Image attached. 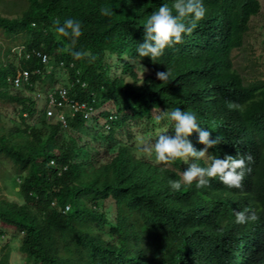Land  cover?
Wrapping results in <instances>:
<instances>
[{
    "label": "trees",
    "instance_id": "trees-1",
    "mask_svg": "<svg viewBox=\"0 0 264 264\" xmlns=\"http://www.w3.org/2000/svg\"><path fill=\"white\" fill-rule=\"evenodd\" d=\"M165 2L173 0H0L18 7L0 9L4 48L11 52L14 43L49 57L45 65L33 52L20 60L11 52L6 63L0 54V176L19 178L22 197L11 201L0 192V226L16 230L24 264H264V78L246 77L233 58L261 2L203 0L205 17L153 62L136 48L143 23ZM102 7L112 15H101ZM69 17L82 25L75 44L52 23ZM76 50L95 59H75ZM51 60L68 70L69 96L96 109L93 127L67 109L64 126L39 113L34 96L11 92L13 76L25 68L30 75L23 87L33 93ZM167 69L168 80L160 81L156 73ZM108 102L114 111L100 110ZM8 106L16 110V126L4 125L12 124L2 115ZM176 107L194 112L210 138H221L204 158L188 163L250 157L240 188L216 177L207 188L193 182L172 191L169 180L180 179L188 164L138 153L159 134H173L166 113ZM189 139L204 148L198 133ZM243 210L257 218L235 223V211ZM10 252L9 243L0 246V264H10Z\"/></svg>",
    "mask_w": 264,
    "mask_h": 264
},
{
    "label": "clouds",
    "instance_id": "clouds-1",
    "mask_svg": "<svg viewBox=\"0 0 264 264\" xmlns=\"http://www.w3.org/2000/svg\"><path fill=\"white\" fill-rule=\"evenodd\" d=\"M101 15L111 16L112 8L102 7ZM207 13V8L203 0H173L171 6L168 3H162L157 10L143 23V41L139 42L136 52L143 57H149L153 62L163 54L167 47L180 43L182 34L188 35L196 27V23L203 19ZM55 25V32L64 36L71 37V43L75 44L76 38L82 34L81 22L74 18H66L63 24L59 20L52 21ZM71 55L75 59L88 57L89 62L95 59V56L88 51H71ZM160 81H167L170 71H159L156 73ZM230 109L239 108L236 103H229ZM167 118L174 122L172 133L163 132L158 135L156 142L149 152L155 153V159L158 162L172 161L180 158L188 164L180 176V179H170L169 188L172 191H179L181 186H190L195 182V187L207 188L211 184L210 178H219L228 188H240L241 181L244 176L245 160L250 157H234L225 154L223 158L210 156L205 160L206 166L198 163H188L189 158L199 161L206 156L208 148L215 147L221 142V138L217 135L210 138V132L206 128H202L197 120V116L191 111H181L178 107L173 108L166 113ZM160 117H157L159 121ZM198 133V142L204 145V148L197 150L190 141V135ZM210 161V162H209ZM71 208L65 206L64 212H70ZM257 217L248 210L235 211V223L245 224Z\"/></svg>",
    "mask_w": 264,
    "mask_h": 264
},
{
    "label": "rangeland",
    "instance_id": "rangeland-1",
    "mask_svg": "<svg viewBox=\"0 0 264 264\" xmlns=\"http://www.w3.org/2000/svg\"><path fill=\"white\" fill-rule=\"evenodd\" d=\"M261 8L257 15L253 16L251 23H250V30L248 31L244 45L239 49L235 50L233 53L234 58V65L241 71L246 77H261L264 78V0H260ZM21 0H18L19 5ZM18 8V7H13ZM13 8L7 7V5L3 6L0 5V9H5L7 11L12 10ZM1 12V10H0ZM10 15V12L7 13ZM5 41L0 35V54L3 58V61L7 63L5 59L7 55H9L10 48L5 47ZM14 46V43H11ZM5 51V52H3ZM12 54V53H11ZM10 56V55H9ZM45 80L41 82V84L37 85L34 89V92H30L24 87L20 88L19 91L24 95L34 96L37 99V106L38 112H42L44 110L45 105V97L48 93L52 92L53 90L57 89L58 87L68 86L69 81V73L66 68L61 66H56L55 62L51 60V63L45 68ZM147 70H142L139 73V76H144ZM17 91L11 87V92ZM36 93V94H35ZM39 93V96H37ZM107 109L109 111H114V108L111 103H106L101 105L100 110ZM15 112L16 110L12 106H8L3 110L4 121L6 123L12 124H4L5 126H12L17 125L18 122L15 120ZM96 116V114L94 115ZM9 120V121H8ZM88 126H94L95 122L94 117L92 116L91 119L87 120ZM134 124V123H133ZM136 135L138 137L142 136V133L134 127ZM95 131L92 129L89 131L90 134H93ZM148 147L143 148L141 150H137L138 153L146 154L147 157L153 158L155 155L154 151L149 152L147 151ZM8 168V167H7ZM3 170V168H2ZM19 184L20 179L17 177H12L9 174L0 176V192L5 195L9 200L21 202V194L19 192ZM106 210L108 211V215L112 218L114 216L113 205L110 202H107ZM0 230H2V234L0 235V246L9 243L11 247V252L9 256L10 264H24L23 255L18 252V244H19V236L16 235V230L8 227V226H0Z\"/></svg>",
    "mask_w": 264,
    "mask_h": 264
},
{
    "label": "built area",
    "instance_id": "built-area-1",
    "mask_svg": "<svg viewBox=\"0 0 264 264\" xmlns=\"http://www.w3.org/2000/svg\"><path fill=\"white\" fill-rule=\"evenodd\" d=\"M11 52L15 53L16 59L20 60L22 58L29 59L32 56V52L40 58V61L47 65L49 63L48 54L42 53L40 51L33 50L32 52L28 51L24 45H17L11 48ZM59 66L64 67L62 61L59 62ZM36 73H40V69L36 68ZM30 72L28 69L20 68L17 73L13 76L11 87L14 89H20L26 83H28ZM84 83H82V86ZM68 88L66 86L58 87L52 92L48 93L45 97L44 112L48 118H54L59 120L64 126L67 124V115L64 110L67 109L70 111V116L73 117L78 113H81L82 116L87 120L91 119L93 114L96 112V109L87 101H76L74 98H71L68 94ZM39 96V93H37ZM51 164H54V160L50 161Z\"/></svg>",
    "mask_w": 264,
    "mask_h": 264
}]
</instances>
